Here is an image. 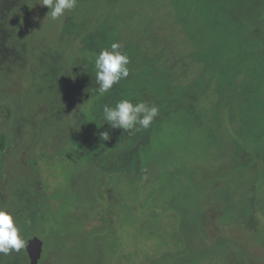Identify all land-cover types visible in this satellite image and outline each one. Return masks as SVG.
Instances as JSON below:
<instances>
[{
	"label": "rangeland",
	"instance_id": "rangeland-1",
	"mask_svg": "<svg viewBox=\"0 0 264 264\" xmlns=\"http://www.w3.org/2000/svg\"><path fill=\"white\" fill-rule=\"evenodd\" d=\"M28 2L0 0V209L38 264H264V0ZM113 42L129 76L99 94ZM121 99L159 115L113 129Z\"/></svg>",
	"mask_w": 264,
	"mask_h": 264
},
{
	"label": "clouds",
	"instance_id": "clouds-1",
	"mask_svg": "<svg viewBox=\"0 0 264 264\" xmlns=\"http://www.w3.org/2000/svg\"><path fill=\"white\" fill-rule=\"evenodd\" d=\"M76 4L77 0H42L41 3L49 9L47 16L53 21L64 16L66 11L74 9ZM120 48V43L113 42L110 45L111 50L102 49L95 56V83L98 85L96 91L99 94L109 92L114 84L129 76L130 60ZM158 115L159 109L154 104L149 105L144 101L133 103L128 99H121L114 106L104 105L101 113L103 121L111 128L126 132L132 129H148ZM101 137L104 140L109 138L107 133H102ZM25 244V239L14 223L13 215L0 209V254L19 252Z\"/></svg>",
	"mask_w": 264,
	"mask_h": 264
},
{
	"label": "water",
	"instance_id": "water-1",
	"mask_svg": "<svg viewBox=\"0 0 264 264\" xmlns=\"http://www.w3.org/2000/svg\"><path fill=\"white\" fill-rule=\"evenodd\" d=\"M24 249L29 260L28 264H38L43 252V242L34 236H30Z\"/></svg>",
	"mask_w": 264,
	"mask_h": 264
},
{
	"label": "trees",
	"instance_id": "trees-1",
	"mask_svg": "<svg viewBox=\"0 0 264 264\" xmlns=\"http://www.w3.org/2000/svg\"><path fill=\"white\" fill-rule=\"evenodd\" d=\"M23 1H26V0H23ZM32 2H28L29 3V6L30 5H32L34 2H35V0H31ZM108 31H110V30H108ZM89 32V30H86L85 31V34H87ZM98 33H97V31L95 30V31H93V38H94V36H96ZM90 37H92V35H90ZM86 50H87V53L89 52H91L92 51V49H90V48H86ZM91 50V51H90ZM69 82L72 84V83H75L76 84V82L77 81H74V80H70L69 79ZM127 83V79H122L119 83H117L118 85H124V84H126ZM116 84V85H117ZM66 98H67V96H66ZM167 98H168V96H165V100H167ZM133 130H135V129H132V130H130V131H133ZM2 138L0 137V153L1 152H3L4 151V147H3V144H2ZM127 156V157H126ZM125 157H126V159H128V155H126ZM185 242H186V244L187 245H190V244H192V242H191V240L190 239H188V238H185ZM193 245V244H192ZM191 246V245H190ZM14 254L12 255V258L10 259V261H9V263L10 264H17V259H18V255H17V253L16 252H13ZM21 253H22V255H24L25 256V258H26V261H27V264H28V258H27V255H26V252H25V249L23 248L22 250H21Z\"/></svg>",
	"mask_w": 264,
	"mask_h": 264
},
{
	"label": "flooded vegetation",
	"instance_id": "flooded-vegetation-1",
	"mask_svg": "<svg viewBox=\"0 0 264 264\" xmlns=\"http://www.w3.org/2000/svg\"><path fill=\"white\" fill-rule=\"evenodd\" d=\"M28 258V257H27ZM28 262H29V260H28Z\"/></svg>",
	"mask_w": 264,
	"mask_h": 264
}]
</instances>
